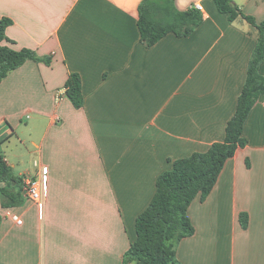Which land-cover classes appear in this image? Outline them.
<instances>
[{"label":"crops","instance_id":"crops-1","mask_svg":"<svg viewBox=\"0 0 264 264\" xmlns=\"http://www.w3.org/2000/svg\"><path fill=\"white\" fill-rule=\"evenodd\" d=\"M142 1L0 0V19L13 20L4 43L51 60H28L0 82V148L13 137L21 146L0 152L20 180L11 205L0 193V264H122L158 177L225 140L258 29L231 21L214 0H174L179 10L201 4L202 23L148 46ZM234 1L264 20V0ZM73 72L82 108L66 95ZM243 135L211 193L189 207L195 233L176 246L182 264H264V93ZM44 168L40 203L24 183L43 181Z\"/></svg>","mask_w":264,"mask_h":264},{"label":"trees","instance_id":"trees-1","mask_svg":"<svg viewBox=\"0 0 264 264\" xmlns=\"http://www.w3.org/2000/svg\"><path fill=\"white\" fill-rule=\"evenodd\" d=\"M214 1L218 10L227 13L231 21L242 17L258 29L257 44L236 111L227 124L224 141L214 142L206 151H196L188 157L175 159L172 169L158 177L152 201L136 219V238L125 252L122 264H182L177 258L176 246L181 239L195 233L188 213L191 203L196 197L204 200L211 193L226 161L247 143L243 135L245 122L264 93V76L260 73V64L264 61V20L258 23L255 17L245 14L234 0ZM202 21L201 10L195 6L179 10L174 0H143L139 6L141 39L148 46L156 44L169 33L188 36ZM12 23L9 17L0 19V82L28 60L51 63L50 58H41L32 49L18 50L4 43L12 42L6 34ZM65 87L73 105L82 108L84 94L80 73H71ZM19 185V178L0 154V193L8 199L4 201L5 205H11L13 189ZM240 222L244 228L248 227V213L240 214Z\"/></svg>","mask_w":264,"mask_h":264},{"label":"built area","instance_id":"built-area-1","mask_svg":"<svg viewBox=\"0 0 264 264\" xmlns=\"http://www.w3.org/2000/svg\"><path fill=\"white\" fill-rule=\"evenodd\" d=\"M194 6L197 7L201 11L203 10V6L199 3H197ZM43 175H44L43 181H39V180L30 178V177L28 178L26 177L25 183H24L25 195L28 198L35 200L37 202H40V203H43L47 195V168L43 169ZM10 215L18 224L23 223L22 217L19 216L18 214L10 213Z\"/></svg>","mask_w":264,"mask_h":264},{"label":"rangeland","instance_id":"rangeland-1","mask_svg":"<svg viewBox=\"0 0 264 264\" xmlns=\"http://www.w3.org/2000/svg\"><path fill=\"white\" fill-rule=\"evenodd\" d=\"M26 124V123H24ZM21 146L19 145L18 139L16 137H13L10 142H6L5 145H3L2 148H0V152L5 153L6 155H8V157H11L12 152L13 153H17V150L20 148Z\"/></svg>","mask_w":264,"mask_h":264}]
</instances>
